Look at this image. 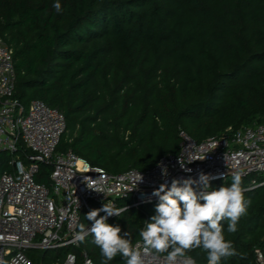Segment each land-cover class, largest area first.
Here are the masks:
<instances>
[{
    "label": "trees",
    "instance_id": "1",
    "mask_svg": "<svg viewBox=\"0 0 264 264\" xmlns=\"http://www.w3.org/2000/svg\"><path fill=\"white\" fill-rule=\"evenodd\" d=\"M56 2L0 0V38L13 50L15 97L64 115L58 151L108 173L143 170L178 152L179 130L200 141L263 120L264 0H59L60 12ZM8 158L0 152V171ZM48 168L36 181L49 184ZM243 194L251 205L237 231L221 222L237 255L220 264H260L257 250L264 264V185ZM157 204L119 201L128 211L107 223L134 245ZM92 238L77 248L102 264ZM187 255L207 261L200 248Z\"/></svg>",
    "mask_w": 264,
    "mask_h": 264
},
{
    "label": "built area",
    "instance_id": "2",
    "mask_svg": "<svg viewBox=\"0 0 264 264\" xmlns=\"http://www.w3.org/2000/svg\"><path fill=\"white\" fill-rule=\"evenodd\" d=\"M15 85L13 50L0 38V152L11 155L0 171V264H45L31 252L78 247L83 214L104 204L122 208L118 202L125 200L130 208L158 203L153 192L162 183L170 187L173 179L212 174L218 177L211 181L215 189L239 174L248 179L245 190L264 185V118L200 141L179 130L177 153L160 156L147 169L108 173L69 150L58 151L66 129L64 115L37 99L25 106L15 97ZM45 166L49 184L36 181ZM86 177L96 191L88 187ZM84 226L90 228L91 222ZM136 245L143 251L142 240ZM166 256L151 251L143 259L145 264H167ZM256 257L262 264L258 250ZM77 260L68 252L50 264H77ZM81 264L92 262L85 257Z\"/></svg>",
    "mask_w": 264,
    "mask_h": 264
},
{
    "label": "clouds",
    "instance_id": "3",
    "mask_svg": "<svg viewBox=\"0 0 264 264\" xmlns=\"http://www.w3.org/2000/svg\"><path fill=\"white\" fill-rule=\"evenodd\" d=\"M53 7L57 12L62 10L59 0ZM163 174L167 175L166 169ZM217 178L200 172L196 179H173L170 187L162 183L153 192L159 199L155 215L145 222L139 232L143 251L139 245H132L127 232L122 233L118 225L107 223L108 217L120 216L128 211L127 207L116 208L111 204L90 210L85 217L91 222V227L81 225L76 239L84 242L91 235V243L100 249L104 258L102 264H108L118 254L126 260V264H145L143 256L151 251L167 253V264H196L187 252L197 248L206 253L207 264H220L222 258L237 255L232 241L224 235L221 222L227 220V231L235 233L251 200L243 194L245 189L239 174H233L230 186L213 189L211 181ZM85 179L88 187L94 189L91 180ZM101 212L104 215H100Z\"/></svg>",
    "mask_w": 264,
    "mask_h": 264
},
{
    "label": "rangeland",
    "instance_id": "4",
    "mask_svg": "<svg viewBox=\"0 0 264 264\" xmlns=\"http://www.w3.org/2000/svg\"><path fill=\"white\" fill-rule=\"evenodd\" d=\"M9 157H11V155L9 154ZM228 181L232 182V178H230ZM220 186V185H218ZM85 218V214H83V219ZM89 236V235H88ZM87 236V237H88ZM68 252H72L75 253L77 256H82L83 259L85 257H88L87 252L84 250H79L77 247H68L65 249H60V250H50V251H44V250H39V251H34L31 252L41 258H43V262L45 264H50L51 262H53L54 260L59 258H63L65 256L66 253Z\"/></svg>",
    "mask_w": 264,
    "mask_h": 264
}]
</instances>
